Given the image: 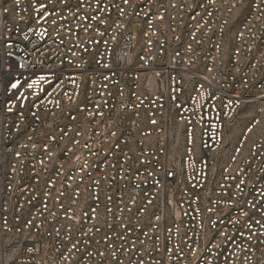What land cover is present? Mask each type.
I'll return each instance as SVG.
<instances>
[{"label":"built area","instance_id":"2783aa9c","mask_svg":"<svg viewBox=\"0 0 264 264\" xmlns=\"http://www.w3.org/2000/svg\"><path fill=\"white\" fill-rule=\"evenodd\" d=\"M0 264H264V0H0Z\"/></svg>","mask_w":264,"mask_h":264},{"label":"snow or ice","instance_id":"6c2138e0","mask_svg":"<svg viewBox=\"0 0 264 264\" xmlns=\"http://www.w3.org/2000/svg\"><path fill=\"white\" fill-rule=\"evenodd\" d=\"M41 79H43V77H41ZM34 83H38V81H34ZM12 87L13 88L17 87V84H13ZM29 87H32V85H29Z\"/></svg>","mask_w":264,"mask_h":264},{"label":"rangeland","instance_id":"374dc122","mask_svg":"<svg viewBox=\"0 0 264 264\" xmlns=\"http://www.w3.org/2000/svg\"><path fill=\"white\" fill-rule=\"evenodd\" d=\"M242 119H243V117H242Z\"/></svg>","mask_w":264,"mask_h":264}]
</instances>
